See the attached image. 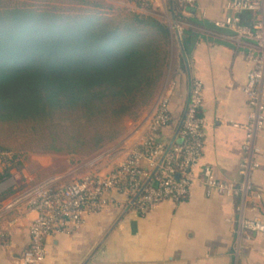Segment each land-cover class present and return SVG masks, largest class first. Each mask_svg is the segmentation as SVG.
Segmentation results:
<instances>
[{
  "label": "crops",
  "instance_id": "obj_1",
  "mask_svg": "<svg viewBox=\"0 0 264 264\" xmlns=\"http://www.w3.org/2000/svg\"><path fill=\"white\" fill-rule=\"evenodd\" d=\"M228 1L198 0L195 10L184 13L182 30L199 37L175 82L165 89L171 122L157 132V139L168 146L176 142L190 82L196 79L202 84L200 115L205 135L189 197L179 202L165 200L141 216L124 196L115 194L101 212L85 216L75 231L47 235L43 264H264V234L238 235L237 199L216 194L205 197L200 183L199 168L204 165L212 168L218 180H240L243 125L250 111L240 86L249 69V44L231 39L229 30L215 26ZM170 8V0H157L153 12L167 16ZM149 107L108 147L134 143ZM257 143L259 168L251 181L261 193L264 222V123ZM33 217L32 212H0V264H20Z\"/></svg>",
  "mask_w": 264,
  "mask_h": 264
},
{
  "label": "trees",
  "instance_id": "obj_2",
  "mask_svg": "<svg viewBox=\"0 0 264 264\" xmlns=\"http://www.w3.org/2000/svg\"><path fill=\"white\" fill-rule=\"evenodd\" d=\"M74 2L70 12L0 0V124H26L44 150L69 155L120 138L160 91L172 48L183 66L199 37L183 29L178 38L167 23L101 0ZM170 7L180 22L190 13ZM19 160L11 153L0 183ZM19 188L0 191V203Z\"/></svg>",
  "mask_w": 264,
  "mask_h": 264
},
{
  "label": "built area",
  "instance_id": "obj_3",
  "mask_svg": "<svg viewBox=\"0 0 264 264\" xmlns=\"http://www.w3.org/2000/svg\"><path fill=\"white\" fill-rule=\"evenodd\" d=\"M132 12L149 15L157 0H119ZM195 10L198 0H170ZM167 24L175 35L182 34L181 22L171 13ZM215 26L231 32V39L249 44L246 81L240 90L250 111L243 125L244 138L238 166L240 180H218L210 166L199 168L205 197L213 194L237 199L235 206L238 235L264 234L261 193L251 175L259 168L260 148L257 139L264 123V0H230ZM172 86V83L171 85ZM202 84L192 80L185 113L176 134L179 142L169 147L157 139V132L168 126L171 115L166 90L155 97L138 128L140 133L129 146L115 147L109 164L102 170L67 179L52 175L26 184L2 200L0 212L34 213L28 227L29 242L19 256L20 264H43L46 257L44 238L52 232H73L88 214L101 212L113 199L122 195L141 216L160 202H179L189 197L195 168L199 167L204 143V121L200 115ZM137 129V127H136ZM10 156L0 152L1 169ZM9 180L0 183V191Z\"/></svg>",
  "mask_w": 264,
  "mask_h": 264
},
{
  "label": "rangeland",
  "instance_id": "obj_4",
  "mask_svg": "<svg viewBox=\"0 0 264 264\" xmlns=\"http://www.w3.org/2000/svg\"><path fill=\"white\" fill-rule=\"evenodd\" d=\"M101 1L125 8L119 0ZM1 2V4L7 7L15 4L29 3L37 7L55 6L58 9L70 12H75V8H77L74 5V0H1ZM149 15L161 22L167 23L168 17L165 15L153 11ZM108 16L111 17L112 15L109 14ZM178 55V50L173 47L160 90L161 88L166 89L171 83L175 82L179 71H181L180 69L183 66ZM134 122H125L127 126L125 133L129 131L131 124ZM26 128V124H0V146L10 149L7 152L9 156L13 152L20 154L19 165L15 167V172L13 171L14 173L7 177L9 181L3 185L4 190L11 186L22 187L28 183L31 184L52 175H65L67 179H71L102 170L110 163L112 151L115 150V147L109 148V144L95 152L75 155L44 150L42 148L44 140L39 136L31 135V133L27 132Z\"/></svg>",
  "mask_w": 264,
  "mask_h": 264
},
{
  "label": "water",
  "instance_id": "obj_5",
  "mask_svg": "<svg viewBox=\"0 0 264 264\" xmlns=\"http://www.w3.org/2000/svg\"><path fill=\"white\" fill-rule=\"evenodd\" d=\"M187 10H188V9H187ZM185 62H186V58H185ZM189 88H190V86H189ZM188 93H189V89H188ZM187 100H188V94H187ZM186 103H187V101H186ZM185 107H186V104H185ZM184 113H185V108H184L183 115H184ZM182 118H183V116H182ZM182 118H181V121H180V124H179L178 130L180 129V126H181V123H182ZM178 130H177V132H178ZM177 132H176V134H177ZM176 134H175V135H176ZM176 142L178 143V142H179V139H176ZM170 145H171V144H170ZM170 145H168V147H169Z\"/></svg>",
  "mask_w": 264,
  "mask_h": 264
}]
</instances>
